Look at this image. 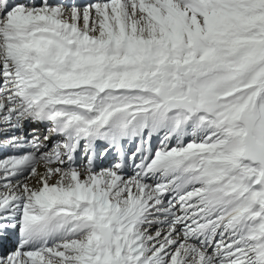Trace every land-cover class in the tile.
<instances>
[{"label": "snow or ice", "instance_id": "snow-or-ice-1", "mask_svg": "<svg viewBox=\"0 0 264 264\" xmlns=\"http://www.w3.org/2000/svg\"><path fill=\"white\" fill-rule=\"evenodd\" d=\"M0 264H264V0H0Z\"/></svg>", "mask_w": 264, "mask_h": 264}]
</instances>
